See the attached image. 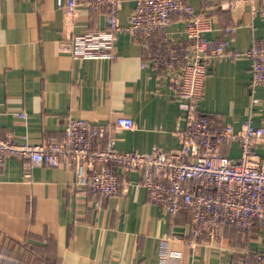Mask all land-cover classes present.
Here are the masks:
<instances>
[{
	"label": "crops",
	"instance_id": "0c3cea01",
	"mask_svg": "<svg viewBox=\"0 0 264 264\" xmlns=\"http://www.w3.org/2000/svg\"><path fill=\"white\" fill-rule=\"evenodd\" d=\"M186 1L211 12L206 36L228 39L238 54L208 65L198 108L236 130L249 117L264 125V85L252 87V59L245 54L254 38H264V18L251 13L261 0ZM121 3L119 21L127 24L137 0ZM232 24L234 33L225 34ZM106 26L104 13L81 8L71 14L58 0H0V122L6 134L40 142L61 138L68 117L106 124L123 113L135 127L115 132L119 149L180 146L176 129L186 123L189 101L144 64L146 49L133 34H117L115 58H79L63 49L76 35ZM185 29V21L173 16L166 34H154L151 43L159 45L165 35L185 42ZM22 111L26 118L18 116ZM255 149L264 160V144ZM221 150L239 156L242 148L233 140ZM74 178L63 167L27 170L24 159L7 157L0 172V240L8 250L27 244L40 264H264V226L246 233L226 226L219 240L192 248L179 235L189 214L151 202L141 172H131L129 184L110 198L73 189Z\"/></svg>",
	"mask_w": 264,
	"mask_h": 264
},
{
	"label": "built area",
	"instance_id": "2783aa9c",
	"mask_svg": "<svg viewBox=\"0 0 264 264\" xmlns=\"http://www.w3.org/2000/svg\"><path fill=\"white\" fill-rule=\"evenodd\" d=\"M58 5L71 14L84 8L106 16L105 28L76 35L63 44L75 57L115 58L113 48L121 31L143 44L144 64L167 80L177 97L189 101L186 123L176 129L181 144L169 150L156 145L148 152L119 149L115 132L135 127L134 119L123 113H115L106 124L68 117L61 138L50 136L40 142L16 140L4 132L0 122V172L7 157L14 155L24 159L27 170L38 165L71 170L75 174L73 189L110 198L129 184L131 172L139 171L151 202L173 214H189L187 230L179 235L192 248L219 240L226 226L244 233L264 226V160L255 149L264 144V125H254L249 117L243 129L236 130L198 108L208 65L238 55L228 39L206 36L212 29L211 12L198 11L186 0H137L128 23L122 24L121 0H58ZM251 13L264 18V0ZM176 15L185 21L187 41L165 35L159 45H153L152 36L166 34ZM235 29L236 25H227L224 33L231 35ZM245 54L252 59V87L264 85V38H254ZM18 116L26 118L27 113L18 112ZM233 140L241 144L239 156L221 150Z\"/></svg>",
	"mask_w": 264,
	"mask_h": 264
},
{
	"label": "rangeland",
	"instance_id": "374dc122",
	"mask_svg": "<svg viewBox=\"0 0 264 264\" xmlns=\"http://www.w3.org/2000/svg\"><path fill=\"white\" fill-rule=\"evenodd\" d=\"M16 248L11 252L7 244L0 240V264H40L38 261L42 258L33 247L20 244Z\"/></svg>",
	"mask_w": 264,
	"mask_h": 264
}]
</instances>
